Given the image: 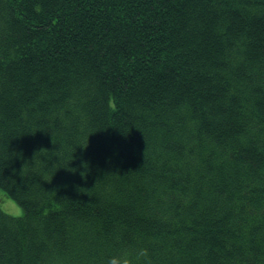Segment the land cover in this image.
<instances>
[{
  "label": "trees",
  "instance_id": "1",
  "mask_svg": "<svg viewBox=\"0 0 264 264\" xmlns=\"http://www.w3.org/2000/svg\"><path fill=\"white\" fill-rule=\"evenodd\" d=\"M0 264H264V0H0Z\"/></svg>",
  "mask_w": 264,
  "mask_h": 264
},
{
  "label": "clouds",
  "instance_id": "2",
  "mask_svg": "<svg viewBox=\"0 0 264 264\" xmlns=\"http://www.w3.org/2000/svg\"><path fill=\"white\" fill-rule=\"evenodd\" d=\"M144 249H136L134 251L121 250L109 255L105 264H137V261L145 257Z\"/></svg>",
  "mask_w": 264,
  "mask_h": 264
},
{
  "label": "rangeland",
  "instance_id": "3",
  "mask_svg": "<svg viewBox=\"0 0 264 264\" xmlns=\"http://www.w3.org/2000/svg\"><path fill=\"white\" fill-rule=\"evenodd\" d=\"M0 192L4 193L3 191ZM0 209L13 217H19L23 214L21 207L10 198H4L3 200H0Z\"/></svg>",
  "mask_w": 264,
  "mask_h": 264
}]
</instances>
